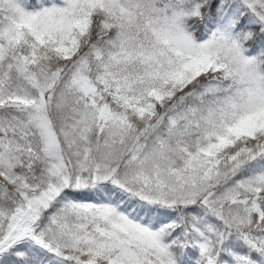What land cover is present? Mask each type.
Returning <instances> with one entry per match:
<instances>
[{
    "label": "snow or ice",
    "instance_id": "6c2138e0",
    "mask_svg": "<svg viewBox=\"0 0 264 264\" xmlns=\"http://www.w3.org/2000/svg\"><path fill=\"white\" fill-rule=\"evenodd\" d=\"M0 264H264V0H0Z\"/></svg>",
    "mask_w": 264,
    "mask_h": 264
}]
</instances>
